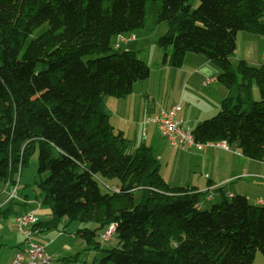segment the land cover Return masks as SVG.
<instances>
[{"label": "trees", "instance_id": "trees-1", "mask_svg": "<svg viewBox=\"0 0 264 264\" xmlns=\"http://www.w3.org/2000/svg\"><path fill=\"white\" fill-rule=\"evenodd\" d=\"M197 1L191 10L193 0H0V203L37 150L33 183L52 216L44 230L67 217L90 240L116 223L117 245L97 264H254L258 251L264 256V206L221 193L199 208L205 192L169 185L154 147H130L105 107L106 96L129 95L150 73L112 39L165 22L155 40L162 62L178 68L187 53L200 54L228 89L219 111L192 128L195 140H225L264 161V68L230 61L239 31L264 36V0ZM8 201L2 220L17 203Z\"/></svg>", "mask_w": 264, "mask_h": 264}, {"label": "crops", "instance_id": "crops-1", "mask_svg": "<svg viewBox=\"0 0 264 264\" xmlns=\"http://www.w3.org/2000/svg\"><path fill=\"white\" fill-rule=\"evenodd\" d=\"M241 36L242 35H240L239 32L236 35V49L233 56L237 59L245 60L250 65L260 66L262 58H264V51H261V49L255 51L256 40L252 38L245 42V48L242 52H239L238 39ZM144 38L148 39L147 36H145L141 41ZM150 38L151 42H155L153 36ZM241 38L244 37L242 36ZM260 43H263L261 39ZM125 49L130 48L126 47ZM134 51L137 52L135 47ZM156 54L157 51H155V55ZM140 59L146 63V58ZM161 63L163 67L165 65L169 66L163 62ZM165 70L168 75L167 78L172 79V85L177 84L180 86L183 82L188 84L192 89L193 85L197 83H200L201 85V82L205 77L216 78L219 72L218 69L215 68L204 56L194 53H187L185 55L181 67ZM147 78H150V75ZM137 84L138 81L134 82L132 92L125 97L109 99L111 97L106 96L105 107L109 114V120L112 126L114 129L122 131L124 137L129 140V144L132 141L129 137H137L141 134L143 140L140 144L153 146L154 133L152 127L148 130L146 129V127L149 128L150 125L157 128V125L154 122L148 121V119L152 117L147 115L148 104L145 97L150 99V94H148L147 88L146 90L140 88L136 91ZM209 85L210 89L206 93L198 90L197 92L188 90L187 93H183L179 99L176 97L173 100L174 103L170 105V107L178 103L181 105V110L178 113L177 118L181 120L182 126L192 129L203 117H206L203 115L212 113V111L216 109L217 101H221V99L227 95L228 89L218 82L217 79ZM194 94H197V99L195 101ZM132 96H137V98ZM162 108L164 107H160L158 110L160 111ZM188 123L192 126H187ZM156 130H158V128ZM145 140L148 142L145 143ZM138 145L131 144V147L136 148ZM183 146H186V148H181V152H178L177 156H186L199 162L197 166L198 171H196V173L198 172L196 178L193 181H188L184 184L185 187H195L205 193H208L210 190L212 191L214 198H220L221 193L225 196L226 193H229L231 196L241 194L245 196L250 203L264 206V161L251 160L243 155L241 156L234 153L232 150L228 151L217 147H204L203 149H197L192 145H181L179 147ZM244 173L247 174L243 175ZM21 175L22 170L20 176ZM201 175L204 177V185L199 182ZM163 179L171 186L172 183H174L172 178ZM32 182H34V178ZM10 187L11 186H9L7 190H9ZM219 188H222V192L219 191ZM4 195L6 196L5 193ZM40 198L41 197L38 198L37 195H35L33 199L27 194H24L23 196L18 195L16 190V197L13 201L17 203L14 204L10 211L12 216H8L4 220L0 219V264H10L14 252L17 249L22 248L25 244L23 234L15 227L14 218L16 215L30 209L34 210L41 223L36 227L37 231L32 234L31 238L44 245L46 252L50 257L49 264H86L87 258L85 254L87 253V250L90 249L92 240H86L79 232L80 228L77 227L74 230L70 228L76 222L75 220H69L67 217H65V223H62L63 217L56 221V228L44 230L45 222L52 219V216L50 215L49 208L40 205ZM258 199L263 200V204H259L257 202ZM8 202H2L0 208L3 209L6 207ZM205 202L210 201L205 199ZM200 208H202V203ZM10 218L12 222L6 221ZM10 226L12 231L9 230ZM15 234L18 235V238L15 237ZM110 240L111 239L106 242H109ZM98 246L97 244H94L92 248L99 250L98 248L100 246ZM96 260L97 259L94 257L92 261L96 263Z\"/></svg>", "mask_w": 264, "mask_h": 264}, {"label": "rangeland", "instance_id": "rangeland-1", "mask_svg": "<svg viewBox=\"0 0 264 264\" xmlns=\"http://www.w3.org/2000/svg\"><path fill=\"white\" fill-rule=\"evenodd\" d=\"M197 4H198V1L193 0V2L191 3L189 8L192 10V9H194V7H196ZM149 19H150V16L147 15V20H149ZM166 29H167V24L165 22L158 23L151 30H149L147 28L135 29L133 31V34L135 35L136 38L132 41L120 44L121 49H125L127 47V48H130L131 50H134V47H135V50L137 51L136 52L137 56L139 58H143V59L146 58L145 59L146 64L149 66V69L151 70V73H149L150 78H147L148 80L147 79L142 80V81L139 80L138 84L136 86V91L139 90L140 88L142 90H146V88H147L148 94H150V99L145 97L147 104H148L147 105V109H148L147 115H149L150 117H153L156 113H158L159 112L158 108H160V107H164V109H168L167 107H170V105H172L174 103L173 100L176 97H177V99H179L180 96H182L183 93L186 94L188 90H193V92H197V90H198L200 92L206 93L210 89V87H209L210 85H208L206 87H205V85H203V80L201 82V85H200V83L193 85V89L191 87H189L188 84L183 83V82L180 86H178L177 84L172 85V79L167 78L168 75L166 74L165 69H174V68L176 69V67L173 68L171 66H166V65L164 67L162 66L161 62H162L163 52L155 44V42H151V38H150L151 36H153L154 41H155L159 36H161L166 31ZM239 33H240V35H242L244 37V38H241L242 37L241 36L238 39V44H239L238 50H239V52H242L243 49L245 48V42L249 41L252 38H254L256 40L255 51H257V49H261V51H264V44H263L264 43V36H258L255 34L244 32V31H239ZM145 36H147L148 39L144 38L141 41V39ZM260 39L263 43H260ZM112 40H113V44H114L116 42V38L114 37ZM155 51H157L156 55H155ZM236 54H237V52H236ZM236 54H235V56H236ZM198 55H200V54H198ZM233 55L230 57V61H231V64L233 65V67H236L238 60H240V59L235 58ZM97 56H99V55L94 54V55H90L89 57L92 58V57H97ZM262 62H263V58H262ZM169 67H171V68H169ZM144 81H147V82H144ZM251 90H252V99L253 100H259L260 94H259L258 88L255 85H252ZM110 97L111 98H109V99H116L113 96H110ZM132 97L137 98V96H132ZM196 99H197V94H194V101ZM177 105H179L180 110H181L180 103H178ZM219 105H220V101H217L216 102V109H214L212 111V113H207L206 115H203L206 117H203L201 119V121L206 119V118H210V117L214 116L219 111ZM180 110L177 112V115L180 112ZM187 126H192V125L188 123ZM151 127H152V130L154 133V135H153V138H154L153 139V141H154L153 146L155 147V154L157 155L158 160H159L160 165H161L160 175L166 179L172 178L173 182H174V183H172V186H182V185L185 186L184 184H186L188 181H193L198 174V172L196 173V171H198L197 166H198L199 162L194 160L193 158H188L186 156L178 157L177 153L181 152L180 149L186 148V146L177 147V146L170 145L168 143V141L159 134L158 130H156L157 128L150 125L149 128L146 127V129L148 130ZM129 138H130V140H132L130 142V147H131V144L138 145L143 140V136L141 137V134L137 137L133 136V137H129ZM144 142L146 143L148 141L145 140ZM33 178H35V180L38 179V176H37V150L30 155L27 164L25 166H23V168H22V175L19 176V178H18V189H17L18 195L23 196L24 194H27L32 199L34 198L35 195H37L38 198L42 196V192L40 191V189L32 182ZM199 182H200V184L204 185V177L202 175L200 176ZM2 194L4 195V193H2ZM206 195H207V193L202 195L199 199L200 200V207H201V203H202V209H209L212 204H214L220 200V198H214V196H213L212 198L208 199L210 202H205ZM2 202H6V196H5L4 200L1 201V203ZM30 210H32V209H30ZM32 211H34V210H32ZM25 212H27V211H25ZM25 212H23V213H25ZM23 213H21V214H23ZM15 218H16V216H15ZM15 218H14V220H15ZM65 219L66 218L64 217L62 223H65V221H66ZM6 221L12 222L11 218L7 219ZM75 222L76 223L70 227L73 230L76 229L77 227L80 228L81 226H83V224L81 222H79L78 220ZM84 226H86V228H88L89 230L96 227V225L92 222L85 223ZM9 230L12 231L11 226L9 227ZM103 230L101 232H103ZM15 237L18 238V235L15 234ZM19 237H20V235H19ZM110 239L111 240L109 242H106V241L101 240L98 237V235H95L91 238L92 242L90 245V249H88L87 253L85 254V256L87 258L86 264H97V263L93 262L92 260L94 257L98 260L103 256L104 252H102V249L111 248V247H114L117 245L118 238H117L116 234H113ZM96 242H99V246H100L98 248L99 250H95V248H92L94 246V244H96ZM254 264H264V256L259 251L255 255Z\"/></svg>", "mask_w": 264, "mask_h": 264}, {"label": "built area", "instance_id": "built-area-1", "mask_svg": "<svg viewBox=\"0 0 264 264\" xmlns=\"http://www.w3.org/2000/svg\"><path fill=\"white\" fill-rule=\"evenodd\" d=\"M135 38L134 34H119L117 36V43H125ZM118 44L115 46L117 47ZM262 67L264 68V59L262 62ZM214 78H204L203 85L207 86L213 82ZM180 110L179 105L175 104L168 109H160V111L154 115L152 118L148 119L149 122H154L157 125V128L162 137H164L170 145L181 146V145H193L197 149H203L204 147H220L224 150L231 151L229 146L225 141H205L199 142L195 140V137L192 133V129L189 127H184L181 125V120L177 119V112ZM243 175H246L245 173ZM101 184L104 188L112 192H118L119 188L114 185H108L106 182L101 180ZM10 187L9 190L7 188ZM17 182L13 185L10 182H6L3 186L1 192L6 194V201L9 199H14L16 197ZM227 197L231 195L226 193ZM213 197L212 191L209 190L205 199H210ZM259 204H263V200L258 199ZM197 206L200 207V200L197 203ZM37 216L35 212L29 210L23 214L16 216L15 218V227L20 231L24 236L25 244L22 248L17 249L14 252L12 261L10 264H49L50 257L46 252V249L43 244L34 241L32 236L31 226L36 223ZM116 223L110 222L99 234V238L103 241L109 240L112 235L115 233Z\"/></svg>", "mask_w": 264, "mask_h": 264}, {"label": "bare ground", "instance_id": "bare-ground-1", "mask_svg": "<svg viewBox=\"0 0 264 264\" xmlns=\"http://www.w3.org/2000/svg\"><path fill=\"white\" fill-rule=\"evenodd\" d=\"M116 44H118L117 47L115 46ZM120 44H121V43H117V39H116V42L113 44V46H114L115 48H118V47L120 46ZM263 59H264V58H263ZM260 66H262V62H261V64H260ZM205 78H206V77H205ZM208 78H214L215 80L217 79V78H215V77H208ZM215 80H214V81H215ZM214 81H213V82H214ZM211 83H212V82H211ZM211 83H210V84H211ZM207 86H208V85H207ZM220 141H225V140H220ZM218 142H219V141H218ZM225 142H226V141H225ZM226 143H227V142H226ZM227 145L229 146L230 150H232L234 153H236V154L242 156V153H241L240 150L231 147L228 143H227ZM217 148H220V147H217Z\"/></svg>", "mask_w": 264, "mask_h": 264}]
</instances>
